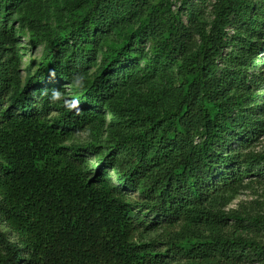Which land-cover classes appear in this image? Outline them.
I'll return each mask as SVG.
<instances>
[{"label":"trees","instance_id":"trees-1","mask_svg":"<svg viewBox=\"0 0 264 264\" xmlns=\"http://www.w3.org/2000/svg\"><path fill=\"white\" fill-rule=\"evenodd\" d=\"M187 1L0 0V264H264V0Z\"/></svg>","mask_w":264,"mask_h":264},{"label":"rangeland","instance_id":"rangeland-1","mask_svg":"<svg viewBox=\"0 0 264 264\" xmlns=\"http://www.w3.org/2000/svg\"><path fill=\"white\" fill-rule=\"evenodd\" d=\"M75 0H60L61 4L64 6L69 5ZM153 5H157L162 1L167 2L174 13L182 12V17L184 21L187 23L188 17L186 14V10H184L185 3L184 0H150ZM200 2V0H189L187 1V5H196ZM44 9L47 11L46 15L50 18V25H53L54 28L57 27L56 16L52 14L53 8H48L46 0H44ZM201 20L206 21L207 23H211L213 21V15L211 13V9L207 12L200 15ZM19 18L18 15L15 16L17 20ZM46 23V22H45ZM17 29L20 30V26L17 25ZM233 33V32H232ZM19 50L23 56L22 59V70L23 76L25 77V71L34 64L33 71L35 72L40 63L42 62V58L44 55L45 42L35 45L32 42L31 34L27 29L21 30L19 34ZM68 87L69 92L71 91V87ZM91 141L90 134L88 132L77 135L72 141L68 143V145H88ZM256 151L263 152L264 151V137L260 140V142L256 145ZM94 166L95 161H92ZM114 181L117 180V175L115 173L112 174ZM133 198L136 196L133 195ZM225 211L227 213H239L243 216H260L264 217V185L253 184L248 189L241 192L240 195L233 201V203L228 206ZM169 232V230H168ZM165 236V233L162 230L152 233L147 236V239H162ZM264 243V240H263ZM260 264V263H256Z\"/></svg>","mask_w":264,"mask_h":264}]
</instances>
